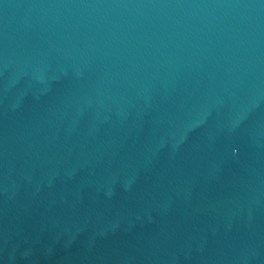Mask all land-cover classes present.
I'll list each match as a JSON object with an SVG mask.
<instances>
[{
	"label": "water",
	"instance_id": "1",
	"mask_svg": "<svg viewBox=\"0 0 264 264\" xmlns=\"http://www.w3.org/2000/svg\"><path fill=\"white\" fill-rule=\"evenodd\" d=\"M0 264H264V0H0Z\"/></svg>",
	"mask_w": 264,
	"mask_h": 264
}]
</instances>
